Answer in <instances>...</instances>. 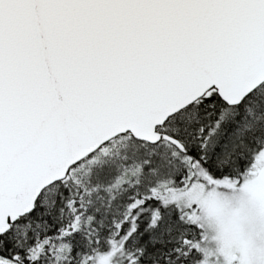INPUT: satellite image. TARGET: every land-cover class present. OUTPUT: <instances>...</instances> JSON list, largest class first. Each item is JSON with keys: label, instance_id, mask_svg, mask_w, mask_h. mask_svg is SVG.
<instances>
[{"label": "snow or ice", "instance_id": "6c2138e0", "mask_svg": "<svg viewBox=\"0 0 264 264\" xmlns=\"http://www.w3.org/2000/svg\"><path fill=\"white\" fill-rule=\"evenodd\" d=\"M0 264H264V0H0Z\"/></svg>", "mask_w": 264, "mask_h": 264}]
</instances>
